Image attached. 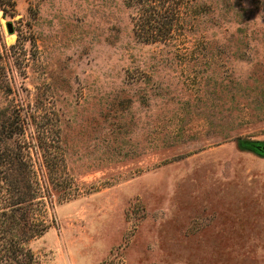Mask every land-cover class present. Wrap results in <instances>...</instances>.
I'll return each instance as SVG.
<instances>
[{"label":"rangeland","instance_id":"374dc122","mask_svg":"<svg viewBox=\"0 0 264 264\" xmlns=\"http://www.w3.org/2000/svg\"><path fill=\"white\" fill-rule=\"evenodd\" d=\"M184 2L145 42L125 0L0 1L33 264H264V0Z\"/></svg>","mask_w":264,"mask_h":264},{"label":"trees","instance_id":"16d2710c","mask_svg":"<svg viewBox=\"0 0 264 264\" xmlns=\"http://www.w3.org/2000/svg\"><path fill=\"white\" fill-rule=\"evenodd\" d=\"M6 3L12 4L13 0H6ZM125 3L138 7L134 31L145 42L172 38V30L185 5L183 0H125ZM0 5L6 10L3 3ZM6 121H0V264H33L35 257L28 243L44 228L32 215L37 203V186L31 179L29 161L23 151L27 143L15 140L10 147L4 140L21 131L23 125L11 126V122ZM5 128L10 131L9 135L4 133ZM259 143L250 141V147L258 151L256 145Z\"/></svg>","mask_w":264,"mask_h":264},{"label":"water","instance_id":"95a60500","mask_svg":"<svg viewBox=\"0 0 264 264\" xmlns=\"http://www.w3.org/2000/svg\"><path fill=\"white\" fill-rule=\"evenodd\" d=\"M6 26H7V30L9 32L13 31V26H12V23L10 21L6 22ZM256 148L258 149L259 152H264V142L257 144Z\"/></svg>","mask_w":264,"mask_h":264}]
</instances>
